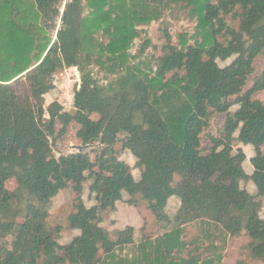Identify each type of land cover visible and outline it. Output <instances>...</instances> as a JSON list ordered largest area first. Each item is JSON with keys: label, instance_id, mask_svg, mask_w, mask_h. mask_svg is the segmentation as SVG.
I'll return each mask as SVG.
<instances>
[{"label": "trees", "instance_id": "obj_1", "mask_svg": "<svg viewBox=\"0 0 264 264\" xmlns=\"http://www.w3.org/2000/svg\"><path fill=\"white\" fill-rule=\"evenodd\" d=\"M179 2L197 19V39L190 43L183 34L176 45L165 29L156 66L144 68L131 52L135 40ZM64 3L0 0V264H223L229 238L242 236L252 257L264 258V217L255 199L264 197V102L255 98L264 90V70L248 87L264 55V0ZM48 28H58L54 41ZM150 44L147 39L143 51ZM70 67L81 74L74 113L58 100L46 104L55 75ZM217 115L225 118L217 133H208L211 146L204 150ZM71 125L82 147H93L94 158L85 148L56 156L54 144ZM235 140L254 149L252 174ZM118 143L133 145L140 179L120 158ZM212 167L229 182L219 191L204 181L192 184L179 193L173 219L167 202L148 192L150 184L167 186L178 169L206 174ZM12 178L18 187L4 200ZM88 180L97 201L90 207L82 197ZM242 181H251L256 194ZM68 187L76 193L69 225L80 234L62 244L60 229H49L47 219L50 201ZM125 195L131 203L142 195L173 229L136 242L128 226L111 238L101 213L116 209ZM194 222L201 234L188 242L185 227ZM128 246L132 253L122 254Z\"/></svg>", "mask_w": 264, "mask_h": 264}, {"label": "rangeland", "instance_id": "obj_2", "mask_svg": "<svg viewBox=\"0 0 264 264\" xmlns=\"http://www.w3.org/2000/svg\"><path fill=\"white\" fill-rule=\"evenodd\" d=\"M67 0H65L66 3ZM64 3V4H65ZM229 22L234 21L229 17ZM197 19L192 16L190 9L184 7L179 3H173L172 6L166 10L163 18L159 22H154L150 26L146 27L142 37L137 38L133 44L131 52L137 55V62H140L144 68L150 65L156 66L158 57L162 54V45L165 42V29L172 36V41L176 45H180L181 35L187 34L190 43H194L197 39ZM59 28V27H58ZM57 29L48 28L44 31L45 34L54 41L57 37ZM150 39L151 44L145 47V42ZM4 55V54H3ZM233 58L227 61H219L221 66H225L232 62ZM264 70V55L259 56L255 63V73L250 76V84L256 75H259ZM103 76V75H100ZM55 88L46 94V104L58 100L64 106V109L72 113L75 112L74 107V95L76 88L81 83V74L77 67H70L57 73L54 77ZM255 98L264 102V90L255 93ZM239 106L234 105L232 110H236ZM224 115H217L213 118L211 126L207 129V133L204 135L203 148L207 150L210 146V139L208 133H217V129L224 120ZM77 127L71 125L67 136L62 141H57L54 144V152L56 156L65 153L77 152L81 148V143L76 136ZM238 134V133H237ZM236 134V135H237ZM124 134H122V137ZM242 144L235 140V149ZM131 143H127L126 149L122 148V144L118 143L116 146L119 151L120 158L129 163L132 167V173L136 179L141 178V170L136 166L137 159L131 152ZM91 153L94 158L95 154L92 151L93 147H83V149ZM264 148V146H263ZM247 154V159L244 162V167L247 173L252 174L253 165L250 162V157L255 153L251 145H246L243 148ZM228 159H222L221 164L225 165ZM182 169L174 174L172 181L161 188L159 185L150 184L148 188L149 194L156 196L163 202H167L166 212L169 218L173 219L177 213L181 199L179 197L180 192L187 191L190 186L196 182L204 181L207 186L211 189L219 191L224 184L229 182V178L224 175L221 169L212 167L206 174L198 172L184 173L180 172ZM91 180H88L84 184V191L82 197L87 206H93L97 203L95 195H91L90 186ZM241 186L248 190L252 194H256V186L251 181H242ZM18 187L17 180L12 178L5 183L2 190L1 197L4 200H8L13 191ZM131 197L125 195V199L117 202L116 209H107L101 213L102 226L105 227L111 238L117 239L118 232L126 229L128 226L135 228V239L136 242L141 241L145 236H150L153 239L162 235L168 230L173 229L174 225L172 222L159 221L155 214L149 209L147 201L142 195L135 196V203L129 201ZM75 199L76 193L71 188H65L59 192L57 196L52 198L50 201V215L47 219V226L49 229L59 228L60 232L58 235L59 242L62 244L69 243L74 237L80 234L79 230L70 228L69 215L75 211ZM245 197L238 196L236 202L241 203ZM256 201L261 204V216L264 217V197H256ZM21 221V218H19ZM201 234V229L196 222L188 224L185 227V239L190 242L193 241ZM248 237H240L238 239L228 240V245L224 250L223 264H264V258L252 257L250 249L248 248ZM132 247L128 246L122 254H131Z\"/></svg>", "mask_w": 264, "mask_h": 264}, {"label": "crops", "instance_id": "obj_3", "mask_svg": "<svg viewBox=\"0 0 264 264\" xmlns=\"http://www.w3.org/2000/svg\"><path fill=\"white\" fill-rule=\"evenodd\" d=\"M241 146H242L243 148H245V147H246V145H243V144H242Z\"/></svg>", "mask_w": 264, "mask_h": 264}, {"label": "water", "instance_id": "obj_4", "mask_svg": "<svg viewBox=\"0 0 264 264\" xmlns=\"http://www.w3.org/2000/svg\"><path fill=\"white\" fill-rule=\"evenodd\" d=\"M83 149V147L81 146V148H80V150L79 151H81Z\"/></svg>", "mask_w": 264, "mask_h": 264}]
</instances>
